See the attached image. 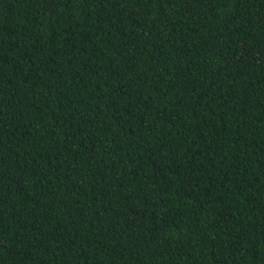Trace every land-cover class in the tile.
Here are the masks:
<instances>
[{
    "label": "trees",
    "instance_id": "obj_1",
    "mask_svg": "<svg viewBox=\"0 0 264 264\" xmlns=\"http://www.w3.org/2000/svg\"><path fill=\"white\" fill-rule=\"evenodd\" d=\"M0 264H264V0H0Z\"/></svg>",
    "mask_w": 264,
    "mask_h": 264
}]
</instances>
